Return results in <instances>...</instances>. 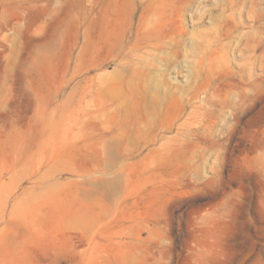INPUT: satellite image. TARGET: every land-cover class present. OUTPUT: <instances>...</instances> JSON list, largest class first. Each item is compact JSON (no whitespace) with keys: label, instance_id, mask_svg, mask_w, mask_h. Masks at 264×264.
<instances>
[{"label":"rangeland","instance_id":"1","mask_svg":"<svg viewBox=\"0 0 264 264\" xmlns=\"http://www.w3.org/2000/svg\"><path fill=\"white\" fill-rule=\"evenodd\" d=\"M0 264H264V0H0Z\"/></svg>","mask_w":264,"mask_h":264}]
</instances>
